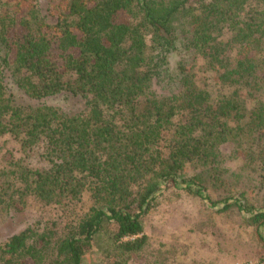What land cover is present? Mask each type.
<instances>
[{
	"label": "trees",
	"instance_id": "obj_1",
	"mask_svg": "<svg viewBox=\"0 0 264 264\" xmlns=\"http://www.w3.org/2000/svg\"><path fill=\"white\" fill-rule=\"evenodd\" d=\"M47 6L0 16V136L24 152L42 146L48 159L44 168L19 164L13 175L0 167V208L20 212L32 199L67 217L11 235L0 264H84L100 237L108 241L100 264H146L144 220L170 188L217 213L238 212L264 246V199L256 205L244 190L234 193L222 153L232 146L264 192V0ZM194 55L227 94L214 98L197 83ZM7 75L27 101L9 90ZM60 94L81 98L84 109L44 104Z\"/></svg>",
	"mask_w": 264,
	"mask_h": 264
},
{
	"label": "rangeland",
	"instance_id": "obj_2",
	"mask_svg": "<svg viewBox=\"0 0 264 264\" xmlns=\"http://www.w3.org/2000/svg\"><path fill=\"white\" fill-rule=\"evenodd\" d=\"M38 3L44 8L47 6L45 0H0V16L21 17ZM57 3L58 0H53L48 2L47 7H54ZM230 37L231 32L227 31L224 38ZM237 50V46H234L228 52L233 62ZM261 57L264 60V50ZM190 62L193 63L192 70L197 83L206 87L214 98L230 91L218 82L215 73L204 68L200 57L194 55ZM5 81L18 100H28L15 87L9 75ZM153 88L161 93L170 91L169 87L163 88L157 82ZM258 95L264 99V89ZM44 104L61 107L69 113L79 112L85 105L81 98L69 94L46 98ZM231 148H222L226 161L224 166L232 173L231 188L234 193L244 190L256 205L262 203L264 192L258 186L255 172L250 167H244L242 160L233 158ZM19 164H27L35 169L44 168L48 165L47 154L42 146L24 152L19 142L11 136H0V167L13 175ZM188 169L195 171L192 167ZM82 205L84 211L91 205L88 190L83 192ZM63 209L60 206H46L32 199L20 212L0 208V244L25 227L40 226L50 217L61 215L66 219L67 214ZM66 210L72 211L70 208ZM200 222H204L205 226L199 225ZM144 225L149 237V246L143 253L146 264H264V246L258 240L255 227L245 225L238 212L217 213L214 208L209 209L202 198L185 190L166 189L158 198L157 205L145 217ZM103 248H108V241L100 237L85 256L84 264H100Z\"/></svg>",
	"mask_w": 264,
	"mask_h": 264
}]
</instances>
